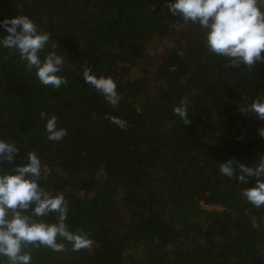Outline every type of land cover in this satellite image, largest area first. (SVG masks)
<instances>
[{
  "label": "trees",
  "instance_id": "1",
  "mask_svg": "<svg viewBox=\"0 0 264 264\" xmlns=\"http://www.w3.org/2000/svg\"><path fill=\"white\" fill-rule=\"evenodd\" d=\"M16 15L50 33L45 52L64 57L67 84H40L0 49V139L19 148L0 168L35 151L40 184L65 194L70 229L93 241L80 251L29 245L32 264H264V207L218 172L229 158L255 165L264 154V121L239 111L264 97V60L227 67L165 0H0V19ZM155 50L163 56L152 62ZM85 67L114 79L118 105L84 83ZM181 99L189 125L173 113ZM41 112L67 129L62 140L47 139Z\"/></svg>",
  "mask_w": 264,
  "mask_h": 264
},
{
  "label": "clouds",
  "instance_id": "2",
  "mask_svg": "<svg viewBox=\"0 0 264 264\" xmlns=\"http://www.w3.org/2000/svg\"><path fill=\"white\" fill-rule=\"evenodd\" d=\"M168 12L185 23L198 25L202 30L204 46L210 54L228 59L227 67L251 66L264 60V0H165ZM180 27V26H177ZM0 49H13L25 68L35 73L40 84L60 88L66 85L62 70L64 57L55 50L45 52L50 39L48 31L38 29L27 15L0 19ZM54 47V46H53ZM43 54V55H42ZM84 83L97 90L107 103L118 105L121 96L117 84L110 76L98 75L85 67ZM244 114H254L264 121V97L239 106ZM185 125L191 123L186 102L173 108ZM49 141H60L67 129L59 127L57 117L41 112ZM107 118L120 128L127 122L119 116ZM264 138V127L258 129ZM19 151L15 141L0 139V161L12 162ZM43 165L35 151H29L20 164L10 170L0 168V264H32V255L26 249L44 247L53 252L64 251L66 244L73 251L91 248L93 241L83 231H73L68 223L69 202L63 192L52 193L41 184ZM222 177L244 185L240 195L257 209L264 207V154L255 165H247L235 158L218 163ZM250 178L255 184L248 186ZM53 216L52 220L45 219ZM256 226V225H254Z\"/></svg>",
  "mask_w": 264,
  "mask_h": 264
},
{
  "label": "rangeland",
  "instance_id": "3",
  "mask_svg": "<svg viewBox=\"0 0 264 264\" xmlns=\"http://www.w3.org/2000/svg\"><path fill=\"white\" fill-rule=\"evenodd\" d=\"M163 56V52H160V50H155L152 53H150V61L154 62L157 60L159 57ZM148 70L151 69V67L146 66ZM205 209L211 210V209H218V207H211V206H205Z\"/></svg>",
  "mask_w": 264,
  "mask_h": 264
}]
</instances>
